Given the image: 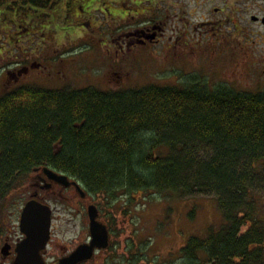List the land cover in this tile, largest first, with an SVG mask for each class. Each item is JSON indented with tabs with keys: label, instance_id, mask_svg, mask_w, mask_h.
<instances>
[{
	"label": "trees",
	"instance_id": "1",
	"mask_svg": "<svg viewBox=\"0 0 264 264\" xmlns=\"http://www.w3.org/2000/svg\"><path fill=\"white\" fill-rule=\"evenodd\" d=\"M73 2L80 14L99 0H0V20L11 24L0 53L12 61L11 45L24 49L19 30L30 27V12L42 20ZM79 14L81 30L89 23L81 25ZM1 83L0 200L43 166L76 179L110 210L131 194H212L222 223L190 236L167 264H264L255 196L264 193V91L210 86L194 75L177 86L110 92ZM154 261L147 263L163 264ZM141 262L140 250L127 260Z\"/></svg>",
	"mask_w": 264,
	"mask_h": 264
},
{
	"label": "rangeland",
	"instance_id": "2",
	"mask_svg": "<svg viewBox=\"0 0 264 264\" xmlns=\"http://www.w3.org/2000/svg\"><path fill=\"white\" fill-rule=\"evenodd\" d=\"M129 1L131 3L132 0ZM105 6L107 2L99 0L95 8H91L92 19L87 21L89 25L81 30L82 27H74L79 14L74 2L66 8L61 6L58 13L43 17L42 20L38 18L39 12H30V29L33 32L26 35L27 30L23 28L25 38L18 44L24 49L19 53L18 48L12 44V61L6 57L1 61L5 51L0 53V95L5 91L1 83L3 72L13 69L9 66L16 63L19 64L15 68L31 62L47 68L44 71H30L19 81L11 78L7 86L14 88L26 84L54 90L93 87L110 92L151 84L177 86L188 76L194 75L205 79L210 86L223 83L240 91H264V47L260 36L263 29L253 26L250 31L252 38L247 44L242 42L245 47H241V54L239 50L236 54L235 50L231 53V49L221 45L223 41L227 43L228 39H214L204 35L205 27L202 28L199 23L201 17L207 14L197 11L193 16L186 14L187 18L176 24L171 21L167 23L166 31L172 36V42L156 46L153 50L158 53L156 57L146 54L148 57L143 59L138 53L136 57L130 55L129 58H123L118 46L112 44L111 32L125 30L126 21L123 23L119 17V20L109 22L102 9ZM166 7L162 6L163 15L167 14ZM46 12L49 16V11ZM12 21L19 22L17 18ZM133 22L134 19L130 18L129 26ZM80 23L84 25L86 20H80ZM4 26L11 27V24L0 20V46L5 45L4 34L10 31H4ZM90 26H93L92 31ZM173 32L180 37L178 41L172 35ZM248 54L253 58L247 57ZM32 176L29 174L26 179L18 180L13 190L0 200V248L4 244L2 236L8 227L13 226L15 233H19L17 215L29 199ZM255 196L264 212V193ZM130 198L131 202L124 206L119 201L114 210L100 205L114 219V222L111 220V243L114 248L103 259L123 258L126 264L131 254L140 250L141 264H149L147 260L167 264L169 253L177 252L190 236H203L207 228L222 223L221 211L212 194L180 197L173 193L152 192L131 194ZM51 206L54 209L60 208V204L53 199ZM60 224V228L64 229V223ZM59 243L65 246L71 244L67 240H59ZM97 261L102 264L101 260Z\"/></svg>",
	"mask_w": 264,
	"mask_h": 264
},
{
	"label": "flooded vegetation",
	"instance_id": "3",
	"mask_svg": "<svg viewBox=\"0 0 264 264\" xmlns=\"http://www.w3.org/2000/svg\"><path fill=\"white\" fill-rule=\"evenodd\" d=\"M105 1L107 6L102 9L108 15L106 17L104 13L109 22L117 21L119 17L123 23L126 21L125 30L122 29V32L116 33L111 32L112 44L118 46L123 58H129L130 55L136 57L139 55L138 53L143 56V59L148 57L146 54L156 57L158 53L153 52L156 46L164 43L171 44L172 42V36L168 35L166 31L167 23L171 21V23L176 24L178 21L187 18L186 14L193 16L197 11L207 14L201 17L202 21L199 23L202 28L205 27L204 35L208 38L222 37L223 40L228 39L227 43L223 41L221 45L231 49V53L235 50L236 54L239 50L238 53L241 54V47H245L242 42L247 44L251 40L252 33L250 31L253 30V26L263 29L260 36H262V46L264 47V0H132L131 3L129 0ZM162 6L168 8L165 15L162 14ZM92 10L91 8L81 10L80 20L89 21L92 19ZM126 17L128 18L126 19ZM130 18L134 19L132 26H129L128 23ZM26 30L28 35L33 32L30 27H26ZM24 35V31H20V36ZM172 35L176 36L175 32ZM165 37L166 40L162 41ZM176 37L178 41L180 37ZM129 52L132 54H128ZM262 52L264 53V51ZM247 57L253 58L249 54ZM18 64L9 66L13 69L6 70L5 79L7 82L11 78L19 81L30 71H44L47 68L35 62L28 65L22 63L23 65L15 68ZM53 171L58 175H48L40 171L32 172V183L27 200L35 199L50 207L49 238L46 247L41 252L46 264H58L61 258L72 254L78 247L91 246L93 238L90 232L89 211L93 207L97 215L95 221L103 224L108 232V246L106 248L95 247L91 252V258L78 264H98L97 260H101L102 264H124L125 262H121V259H103L105 254L114 247L111 243L112 223L100 206L99 195L88 194L82 186H79L81 189H78L80 183L70 176H67V180L60 181L59 175L63 173ZM52 199L60 204V208L54 209L51 206ZM22 209L17 215L19 233L16 234V230L10 226L2 236L6 250L3 253L0 249V264L14 263L17 257V247L26 238L20 229ZM60 222L64 223V229L60 228L62 226ZM59 240H67L71 244L65 246L59 243Z\"/></svg>",
	"mask_w": 264,
	"mask_h": 264
},
{
	"label": "water",
	"instance_id": "4",
	"mask_svg": "<svg viewBox=\"0 0 264 264\" xmlns=\"http://www.w3.org/2000/svg\"><path fill=\"white\" fill-rule=\"evenodd\" d=\"M35 171H38L36 169ZM41 172L48 175H58L49 168H42ZM60 181L67 180V176L59 175ZM75 184V183H73ZM78 189H80L78 187ZM95 208L90 209V232L92 236L91 246H80L72 254L61 258L58 264H78L91 258L92 250L106 248L108 246V234L105 227L95 221ZM50 208L36 200L25 203L20 218V229L26 238L17 247V257L13 264H46L41 256L49 238ZM6 246L1 248L5 253Z\"/></svg>",
	"mask_w": 264,
	"mask_h": 264
}]
</instances>
